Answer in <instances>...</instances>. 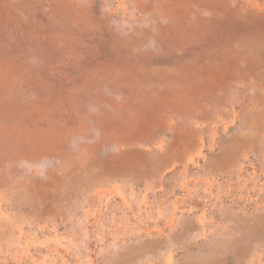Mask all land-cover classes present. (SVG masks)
<instances>
[{"label": "rangeland", "instance_id": "374dc122", "mask_svg": "<svg viewBox=\"0 0 264 264\" xmlns=\"http://www.w3.org/2000/svg\"><path fill=\"white\" fill-rule=\"evenodd\" d=\"M0 264H264V0H0Z\"/></svg>", "mask_w": 264, "mask_h": 264}]
</instances>
